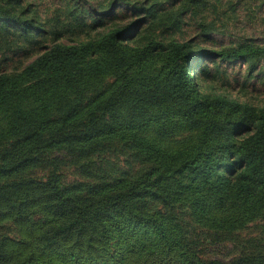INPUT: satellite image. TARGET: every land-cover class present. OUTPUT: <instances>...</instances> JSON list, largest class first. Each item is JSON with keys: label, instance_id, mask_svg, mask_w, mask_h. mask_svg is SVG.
I'll list each match as a JSON object with an SVG mask.
<instances>
[{"label": "trees", "instance_id": "1", "mask_svg": "<svg viewBox=\"0 0 264 264\" xmlns=\"http://www.w3.org/2000/svg\"><path fill=\"white\" fill-rule=\"evenodd\" d=\"M190 1L162 14L158 27L176 30ZM153 22L62 44L60 34L16 14V0H0L4 33L17 25L30 49L21 57H34L0 74V222L19 233L0 240V264H264L202 258L176 217L189 208L207 223L210 208L227 203L264 208V106L203 95L205 67H189V42L155 34ZM9 51L16 56V47ZM220 57L264 58V46ZM107 77L113 82L101 90ZM167 122L197 132V142L166 151L143 137ZM112 142L130 146L146 170L63 184L61 157H90Z\"/></svg>", "mask_w": 264, "mask_h": 264}, {"label": "rangeland", "instance_id": "2", "mask_svg": "<svg viewBox=\"0 0 264 264\" xmlns=\"http://www.w3.org/2000/svg\"><path fill=\"white\" fill-rule=\"evenodd\" d=\"M188 4L189 0H16V14H23L47 33L60 34L63 39L59 43L70 44L94 39L110 28L139 20H142L140 29L152 21L158 27L156 20L162 14ZM5 27L0 26V74L21 69L34 58L27 61L21 57L30 49L20 38V28L10 25L13 29L8 27V33H4ZM84 31L91 32L84 35ZM10 34H16V38ZM155 34L189 42L192 48L187 53L191 58L189 67L192 71L205 67L206 81L198 84L203 95H221L257 109L264 106V58L235 61L220 57L221 53L241 47L264 46V0H191L176 30L166 33L165 27H158ZM15 47L16 56L2 53ZM250 66L254 67L252 72ZM112 82V77L105 78L100 89ZM86 97L91 98L92 93L88 92ZM197 136V132L179 123L168 122L143 133L145 139L166 151L195 144ZM133 154L130 146L112 142L90 157H61V181L70 186L128 178L147 168ZM210 211L212 221L207 223H198L189 208L176 211L177 220L187 232L186 240L198 255L222 263L264 257V208L227 203L224 208ZM4 238L19 239L13 223L0 222V240Z\"/></svg>", "mask_w": 264, "mask_h": 264}]
</instances>
